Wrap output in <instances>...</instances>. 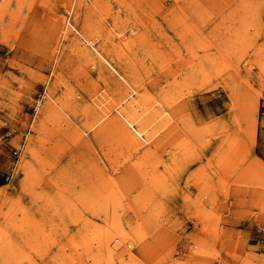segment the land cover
<instances>
[{"label": "rangeland", "instance_id": "obj_1", "mask_svg": "<svg viewBox=\"0 0 264 264\" xmlns=\"http://www.w3.org/2000/svg\"><path fill=\"white\" fill-rule=\"evenodd\" d=\"M0 264H264V0H0Z\"/></svg>", "mask_w": 264, "mask_h": 264}, {"label": "bare ground", "instance_id": "obj_2", "mask_svg": "<svg viewBox=\"0 0 264 264\" xmlns=\"http://www.w3.org/2000/svg\"><path fill=\"white\" fill-rule=\"evenodd\" d=\"M71 25H72V27H70V25L67 27V33H70V31H75L77 35L82 37L83 43L79 40L74 39L72 41V44L70 47L72 48L73 51L78 52L80 54V56L85 59L87 64H89L88 68L93 69V72H96V74L100 77V79L106 80V81L110 80V79H112V76H111L110 72L108 71L107 67L105 66V64H104V62H105L108 66H110V68L124 82H126L130 87H132L131 84L129 83V81L108 60V58H109L112 61H115L114 58L117 56V54L114 53L113 51H109L108 49H104V48L102 49V47H100V49H98L96 47L95 40L93 39L92 34L88 33L86 28L81 27L79 29V28H77V26H75L73 24H71ZM94 52H95V54H94ZM122 67H123V65H122ZM124 69L129 74L130 78H132L135 81V77L132 75V70L130 71L129 68H125V67H124ZM114 88L116 90L117 97H118V106L126 109L130 115L129 116L123 112H120L121 116L126 121V123L135 130L137 135L144 139V141H146L147 143L153 144V142L156 141V138L158 136L157 134L160 131L174 130L175 129V128H173V126L171 124H169L170 120L168 119V116L171 118H172V116L166 110L162 111L160 108H158V109L147 108L142 113H140V107L144 104V101L141 99V95H139V91L134 89V93H132V92L128 93L127 90L124 87H122V85L117 84V83H114ZM112 103H113V101H112ZM155 103H156V105L162 106V102L160 100L156 101ZM114 104L116 105V103H114ZM101 106H103V105H101ZM111 106H112V104H111ZM111 108L112 107H110V111H111ZM105 110H107V109H105ZM174 112H176V110ZM111 114H112V112H110L107 116L105 115L106 117H101L99 120L96 121L94 126H98L101 123L105 122L106 119L111 116ZM103 115H104V113H103ZM131 117L133 118V120L131 119ZM110 122L111 121H109V123ZM134 123L137 126H139V128L141 130L136 129ZM113 127H115L118 130H123L126 134V137L129 139V141L133 147H136V148L140 147L141 142L139 141V139L136 136H134L132 133H129L128 131H126L128 129L124 126L123 123H120V122L116 123L115 122ZM171 136H172V133H171ZM184 144H186V143H184ZM119 217H121V216H119ZM116 219H117V217H116ZM116 219H114V220L117 222L118 219L117 220ZM115 221H113V222H115ZM210 221H212V220H210ZM111 238H112V236H111ZM106 244L111 250H114L117 247V245H114V247H112V243L109 241V239L107 240ZM113 253H114V251H113Z\"/></svg>", "mask_w": 264, "mask_h": 264}]
</instances>
